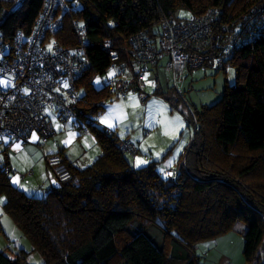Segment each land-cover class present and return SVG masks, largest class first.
Segmentation results:
<instances>
[{
  "label": "trees",
  "instance_id": "1",
  "mask_svg": "<svg viewBox=\"0 0 264 264\" xmlns=\"http://www.w3.org/2000/svg\"><path fill=\"white\" fill-rule=\"evenodd\" d=\"M45 1L0 0V45L11 46L20 31L28 37ZM64 1V8L56 12L62 28L55 38L71 47L80 41L78 28L83 29L90 62L77 81L80 98L71 120L79 121L80 131L93 134L102 153L83 168L63 156L72 179L57 181L44 196L15 186L11 167L0 165L4 207L40 251L42 264H199L197 245L217 239L239 223L245 224L244 257L250 264H264V35L242 43L222 66L215 63L222 54L217 35L223 24L237 25L264 0ZM212 8L220 11V22L202 66H233L236 81L226 80L221 99L202 110H192L178 90L162 93L193 126L191 142L173 172L161 171L157 162L133 167L124 140L88 120L104 109L107 97L121 95L113 93L104 79L101 87L94 83V77L112 65L104 42L109 40L118 51L119 62L129 68L133 80L129 89L139 94L130 39L141 33L158 46L162 17L187 19ZM180 10L190 15L182 17ZM180 73L174 72L177 79ZM58 117L63 124L70 121ZM0 264L28 262L21 254L10 257L0 249Z\"/></svg>",
  "mask_w": 264,
  "mask_h": 264
},
{
  "label": "built area",
  "instance_id": "2",
  "mask_svg": "<svg viewBox=\"0 0 264 264\" xmlns=\"http://www.w3.org/2000/svg\"><path fill=\"white\" fill-rule=\"evenodd\" d=\"M64 5V0H46L28 37L20 31L11 46L0 45V79L10 80L9 85H0V134L13 141L25 143L31 132H37L43 140L53 136L56 130L46 117L47 110L58 112L64 123L76 118L73 105L80 98L77 81L88 70L90 62L83 29L78 28L80 41L71 47L54 38L62 28L57 8H64ZM219 22L220 11L212 8L187 19L162 17L158 46L141 33L134 35L130 39V55L140 98L148 97L144 91V77L159 58L168 56L167 68L176 74L186 67L202 66L209 59L208 47ZM75 25L78 27L77 23ZM221 29L217 35L222 52L215 61L218 66H222L242 43L264 35V2L254 6L237 25L225 23ZM104 47L112 59L109 70L114 76L103 82L108 83L113 93L125 96L133 82L128 76L129 68L119 62V53L109 40L104 42ZM123 149L133 156L140 152L128 141L123 142ZM44 157L48 173L57 181L72 179V172L61 153H48ZM262 250L264 252V241Z\"/></svg>",
  "mask_w": 264,
  "mask_h": 264
},
{
  "label": "rangeland",
  "instance_id": "3",
  "mask_svg": "<svg viewBox=\"0 0 264 264\" xmlns=\"http://www.w3.org/2000/svg\"><path fill=\"white\" fill-rule=\"evenodd\" d=\"M178 15L186 17L190 13L180 10ZM167 60L168 57H165L159 61V72L156 67H152L146 73L144 91L148 97L145 100H142L137 92L129 89L125 96L114 94L107 97L104 109L88 119L97 126L115 133L120 140L128 141L139 148L140 152L135 156L126 154L128 161L136 168L157 162L161 171L165 168L173 172L191 142L193 126L187 124L180 111L170 106L162 93L169 94L172 89L178 90L192 110H202L205 105L211 106L221 99L226 80L229 84H234L236 81V70L233 66L218 69L215 64H205L189 70L188 73H180L177 79L174 72L167 69L165 64ZM113 75L110 70L102 75H96L94 83L97 87H101L103 79L109 80ZM9 83V78L0 79V85L7 86ZM157 89L161 93L156 92ZM46 116L52 120L57 131L47 138L49 143L45 142L46 149L48 145L55 147L61 144L69 155L81 157L87 165L99 155L100 147L95 137L90 132L80 131L77 128L78 120H70L67 124H63L58 113L51 110L46 111ZM104 118H107V123L103 122ZM80 123L84 128H88L86 120H81ZM35 138L36 136L33 135L30 145L34 143ZM40 138V143L44 142L41 136ZM7 145L8 141L0 135V158L5 159L2 151ZM36 147L39 148L38 145ZM38 150L39 153L42 152L40 148ZM145 155L147 159L144 158ZM38 157L30 154L19 156L15 160L20 163V167L17 166V170L11 168L9 172L11 182H19L18 184L26 188L29 193L32 192L29 181L34 179L30 169H34L33 165L36 164ZM138 160L144 163H138ZM18 171L21 172L19 175L16 174ZM50 175L54 177L52 173ZM5 201L6 194L0 192V249L10 257H15L17 254L25 256L28 264H42L43 257L40 251L6 211ZM244 227V223H239L236 228Z\"/></svg>",
  "mask_w": 264,
  "mask_h": 264
},
{
  "label": "crops",
  "instance_id": "4",
  "mask_svg": "<svg viewBox=\"0 0 264 264\" xmlns=\"http://www.w3.org/2000/svg\"><path fill=\"white\" fill-rule=\"evenodd\" d=\"M168 63H169V59L166 61L165 64L168 66ZM153 67H156L158 71L159 63ZM171 71L174 72L173 69H171ZM188 72L189 70L187 68L182 71V73H188ZM0 135L3 136V138H5L8 141L7 147L2 151L4 153L5 159L0 158L1 166L6 164L11 168H15L17 170V166H19L20 163H18L15 160L16 158H18L19 156H23L24 154H28V155L30 154L31 156L38 157V153H39L38 149L40 148V150H42V152L39 153V157L37 159L36 164L33 165L34 169H30L32 172V177H34L33 180L29 181L32 192L31 193L27 192L26 188L22 187L21 184H18L19 182L17 183L12 182L15 186H17L18 188H20L21 190L25 191L28 194H36V195L44 196L53 185L57 184L55 178L48 173L47 166L44 161V154L61 152L63 156L67 159V162L69 164L83 168L91 165L102 153V149L98 144V142L96 141L97 145H99L101 149L100 150L98 148L99 149L98 152L100 153L99 155H96L97 157L94 160L93 159L90 160V164L87 165V163H85V161H83L81 157L79 156L75 157L69 155L65 151L66 149L61 144L60 145L57 144V146L55 147L48 145V149H46L45 142L46 144H48L49 143L48 140L47 139L42 140L44 142L40 143L41 138L37 134V132H31L28 137V141L25 143L13 141L6 135H2V134ZM33 135H35L36 138L33 141L34 143L30 145ZM36 145H38L39 148H37ZM40 159L41 161H38ZM20 173L21 172L18 171L16 174L19 175ZM243 230L244 228L243 229L236 228L218 237L217 239L200 243V245L197 246V250H196L197 255L199 256V264H250L246 260L243 254V246H244Z\"/></svg>",
  "mask_w": 264,
  "mask_h": 264
},
{
  "label": "snow or ice",
  "instance_id": "5",
  "mask_svg": "<svg viewBox=\"0 0 264 264\" xmlns=\"http://www.w3.org/2000/svg\"><path fill=\"white\" fill-rule=\"evenodd\" d=\"M182 14H183V13H182ZM103 122H104V123H107V122H108L107 118H104ZM109 126H112V125H109ZM138 163H144V161H139V160H138Z\"/></svg>",
  "mask_w": 264,
  "mask_h": 264
}]
</instances>
